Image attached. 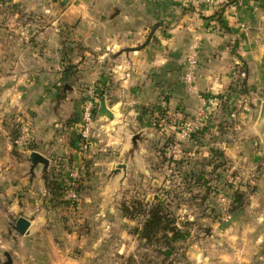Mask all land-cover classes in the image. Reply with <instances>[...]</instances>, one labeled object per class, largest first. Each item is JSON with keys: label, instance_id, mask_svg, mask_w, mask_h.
I'll list each match as a JSON object with an SVG mask.
<instances>
[{"label": "rangeland", "instance_id": "1", "mask_svg": "<svg viewBox=\"0 0 264 264\" xmlns=\"http://www.w3.org/2000/svg\"><path fill=\"white\" fill-rule=\"evenodd\" d=\"M69 2L0 0V78L10 73L15 64L22 63L25 55H42L51 49L55 52L58 46L60 70L57 79L53 71V88L63 91L65 97L76 91L77 97L71 99L72 110L77 103L73 101H80L82 106L92 101L96 129L93 139L98 145L92 149L91 140L86 149L79 148L76 153L80 164L73 166L69 152L57 149L42 154L37 150L31 112H4V139L0 137V264H12L14 240L25 235L16 232V221L21 217L30 224V216L23 215L31 202L37 204L35 207H48L56 222L53 236L58 250L73 259L74 264L75 260L78 264L213 261V256L228 246V237L219 233L222 227L229 235L232 233L234 195L242 196L239 210L245 209L259 190L254 180L264 179V153L263 162L248 161L249 147L243 142L247 135L242 134L245 124L238 118L240 113H247L251 124L264 128V119H260L263 89L250 88L244 83L246 74L241 76L243 71L235 70L230 83L217 93L210 95L205 89L207 92L200 96L205 103L195 98L193 112H181L179 116L178 110L166 106L155 110L149 104L137 115L138 124L136 120L135 125L128 122L107 135L97 121L99 117L113 116H99L97 111L104 98L111 112L107 104L112 101L110 86L76 83L80 69L73 59L79 52L71 40L62 37L60 21ZM23 66L20 65L21 70ZM170 118H174V125ZM185 123H191L194 131L190 137L180 138L179 130ZM255 138L264 143V131H257ZM54 142L52 139L49 143ZM66 142L72 148L70 137ZM32 153L41 155L47 164L31 165ZM8 156L10 163L5 161ZM20 177H26L27 183H18ZM101 189L103 194L99 195ZM71 192L74 198L69 196ZM158 201L180 231L181 238L175 243H147L136 231L144 217L135 215L130 219L122 212L123 206L132 208L133 202L148 209ZM33 245V249L26 247L32 253L37 252L36 244Z\"/></svg>", "mask_w": 264, "mask_h": 264}, {"label": "crops", "instance_id": "2", "mask_svg": "<svg viewBox=\"0 0 264 264\" xmlns=\"http://www.w3.org/2000/svg\"><path fill=\"white\" fill-rule=\"evenodd\" d=\"M67 5L60 21L62 37L71 40L79 52L73 59L80 69L77 85L82 81L89 87L101 83L110 86L112 101L106 102L113 118L99 117L97 121L107 135L128 122L138 124L137 115L149 104L155 110L165 106L178 110L179 116L193 112L195 98L205 103L200 97L205 89L210 95L217 93L230 83L235 70H242L241 76L246 74L244 83L250 88L264 92V0H233L223 8L212 6L208 0H70ZM55 36L58 40V34ZM56 48L42 55H25L22 63L0 78V137L4 139L1 128L5 111L31 112L37 150L42 154L57 149L69 152L73 166H79L77 122L82 105L73 101L77 103L72 110L76 91L65 97L63 91L59 90V96L58 88H53L60 70ZM191 59L196 65L189 88L183 74ZM248 117L244 112L238 117L245 124L246 157L252 163L263 162L264 143L255 136L264 128L251 124ZM69 137L72 148L66 142ZM52 139L55 142L50 145ZM92 140V149H97L96 139ZM10 158L6 163L12 161ZM27 181L26 177L18 178V183ZM254 181L259 190L249 206L232 213V233L220 228L219 234L229 239L227 249L207 264H264V179ZM98 191L103 194L102 189ZM31 203L23 215L30 216L27 233L13 239L16 249L12 264H74L58 250L53 236L56 222L48 207ZM33 244L37 252L32 253L26 247L33 249Z\"/></svg>", "mask_w": 264, "mask_h": 264}, {"label": "trees", "instance_id": "3", "mask_svg": "<svg viewBox=\"0 0 264 264\" xmlns=\"http://www.w3.org/2000/svg\"><path fill=\"white\" fill-rule=\"evenodd\" d=\"M242 196L235 194L231 211H237L242 207ZM122 212L130 219L135 215L143 216L141 228L136 229L141 237L146 238V242L151 244L152 241L163 240L164 243H175L181 238L180 231L174 223V220L169 218L165 206L161 202H156L148 209L139 202H133L132 208L130 206H123ZM168 255V254H166Z\"/></svg>", "mask_w": 264, "mask_h": 264}, {"label": "built area", "instance_id": "4", "mask_svg": "<svg viewBox=\"0 0 264 264\" xmlns=\"http://www.w3.org/2000/svg\"><path fill=\"white\" fill-rule=\"evenodd\" d=\"M233 0H208L212 6H217L218 8H223L225 6H229L232 4ZM196 65V61L194 59L189 60L185 72L183 74L184 82L191 88V84L193 82L194 73L193 68ZM168 113V112H167ZM170 116H174L173 114L168 113ZM173 122L174 118H170ZM175 121L173 122V125ZM78 127V141L79 148L86 149L90 141L94 138L95 135V120H94V108L92 101L84 102V105L81 108L80 115L77 122ZM194 128L191 123H185L179 130L180 138H188L192 135ZM174 152V150H173ZM70 197H75L73 192L69 193Z\"/></svg>", "mask_w": 264, "mask_h": 264}, {"label": "water", "instance_id": "5", "mask_svg": "<svg viewBox=\"0 0 264 264\" xmlns=\"http://www.w3.org/2000/svg\"><path fill=\"white\" fill-rule=\"evenodd\" d=\"M151 35H152V32L150 33V36L146 42L149 41ZM97 114L99 116H107L108 118H112V114L107 109L104 98H101V100H100ZM260 119H264V103L262 104ZM30 162H31V165H34V166H36L38 163L44 164V165L47 164V161L41 155H39L37 153H32L30 155ZM28 227H29V221L28 220L21 218V217L18 218V220L16 221L15 230L19 235L26 234Z\"/></svg>", "mask_w": 264, "mask_h": 264}]
</instances>
